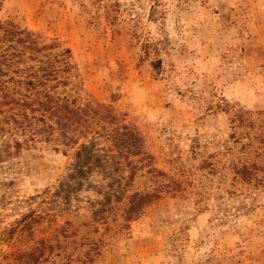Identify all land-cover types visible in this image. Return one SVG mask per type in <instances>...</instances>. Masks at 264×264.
I'll return each mask as SVG.
<instances>
[{
    "label": "rangeland",
    "instance_id": "1",
    "mask_svg": "<svg viewBox=\"0 0 264 264\" xmlns=\"http://www.w3.org/2000/svg\"><path fill=\"white\" fill-rule=\"evenodd\" d=\"M0 20L68 49L65 92L110 113L66 146L0 136V264H264V0H2Z\"/></svg>",
    "mask_w": 264,
    "mask_h": 264
},
{
    "label": "trees",
    "instance_id": "2",
    "mask_svg": "<svg viewBox=\"0 0 264 264\" xmlns=\"http://www.w3.org/2000/svg\"><path fill=\"white\" fill-rule=\"evenodd\" d=\"M53 50L54 44H42L33 32L0 20V136L5 146L12 139L19 148L37 137L55 147L73 144L92 119L109 116L106 107L65 92L72 67L69 50ZM234 172L249 181L255 166H234Z\"/></svg>",
    "mask_w": 264,
    "mask_h": 264
}]
</instances>
